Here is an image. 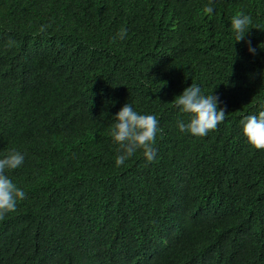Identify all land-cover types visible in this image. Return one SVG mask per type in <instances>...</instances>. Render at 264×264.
<instances>
[{"label": "trees", "instance_id": "16d2710c", "mask_svg": "<svg viewBox=\"0 0 264 264\" xmlns=\"http://www.w3.org/2000/svg\"><path fill=\"white\" fill-rule=\"evenodd\" d=\"M191 84L227 114L205 136L178 128ZM126 103L158 119L151 162L116 164ZM261 105L264 0H0V159L24 156L5 175L26 194L0 264H264V149L241 124Z\"/></svg>", "mask_w": 264, "mask_h": 264}, {"label": "clouds", "instance_id": "9594fccd", "mask_svg": "<svg viewBox=\"0 0 264 264\" xmlns=\"http://www.w3.org/2000/svg\"><path fill=\"white\" fill-rule=\"evenodd\" d=\"M204 11L211 14L214 9L206 6ZM251 17L243 12L232 17L231 27L236 33V41H242L250 29ZM44 28L42 26L41 31ZM126 29H121L117 34L123 39ZM248 51L255 54L256 49L251 46V41H246ZM11 44V42H10ZM217 96L203 95L201 88L191 84L185 88L182 94L175 97V106L181 112L190 115L188 123L178 122L180 131H188L195 136H205L209 131L215 130L217 126L226 119V112L218 107ZM264 109V105L260 106ZM116 123L111 131L114 141L120 145L121 154L116 158L117 166L124 164L125 160L131 157L137 149L143 150L147 161L151 162L156 156L154 144L156 134L162 131L158 128V119L155 115L139 114L132 106L126 103L115 115ZM243 134L248 142L256 149H264V110L258 115H247L241 121ZM24 156L13 151L5 158L0 159V219L12 211H15L17 201L23 200L26 194L5 175L6 169H16L22 165Z\"/></svg>", "mask_w": 264, "mask_h": 264}]
</instances>
